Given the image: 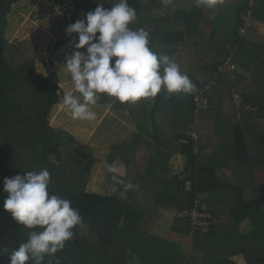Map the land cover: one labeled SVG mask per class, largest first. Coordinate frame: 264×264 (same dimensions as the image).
Returning <instances> with one entry per match:
<instances>
[{
  "label": "trees",
  "instance_id": "16d2710c",
  "mask_svg": "<svg viewBox=\"0 0 264 264\" xmlns=\"http://www.w3.org/2000/svg\"><path fill=\"white\" fill-rule=\"evenodd\" d=\"M50 1L61 8L71 2L77 11H92L86 0ZM176 1L192 4L191 10H176L172 15L167 5L160 6ZM248 1L244 0L239 15ZM18 2L0 0V264L9 263L11 252L26 240L30 231L3 208L7 196L2 190L3 180L42 168L51 174L49 191L69 199L86 225L83 230L73 229L75 234L64 249L54 257L46 255L44 264H49V260L55 264L56 259L60 264H129L133 255L140 264H239L234 259L237 256H242L248 264H264V185L258 186L256 179V172L264 170V123L257 137L251 133L256 128L250 122L257 117L264 120V44L246 37L240 42L237 32L228 56L223 59L235 52L236 72L217 74L223 60H215L208 64L205 73L187 74L196 85L195 92L169 93L162 89L155 97H149L154 101L151 118L155 129L166 128L155 123V115L160 113L175 120L184 131L198 133V153L191 135L177 139L180 142L177 152L185 157L186 168L177 177L157 186V204L179 213L192 209L198 201L213 216L214 228L220 224L237 228L250 218L257 220L258 238L240 232L219 234L214 229L191 235L189 221L177 216L173 230L194 237V252L188 256L181 244L145 231L139 224L141 218L134 204L124 205L116 197L87 191L90 148L77 146L72 135L51 123L54 109L61 104L59 74L38 73L36 43L28 40L11 43L6 39L13 8ZM128 4L137 12L136 28L149 32L151 49L168 54L171 59L175 46L186 44L212 9L200 0H153L148 4L128 0ZM253 17L255 21H264V0L255 1ZM199 74L212 77L214 84L206 94L208 107L199 112L197 123L194 99L204 88ZM234 92L242 96L245 107L255 111L239 117L233 102ZM233 164L238 165L234 172L239 182L219 183L218 172ZM189 183L191 188L187 190ZM255 186L259 187L260 197L245 202V192ZM93 216L100 219L109 216L110 221H96ZM217 235L218 242H214Z\"/></svg>",
  "mask_w": 264,
  "mask_h": 264
},
{
  "label": "crops",
  "instance_id": "0c3cea01",
  "mask_svg": "<svg viewBox=\"0 0 264 264\" xmlns=\"http://www.w3.org/2000/svg\"><path fill=\"white\" fill-rule=\"evenodd\" d=\"M141 1L148 4L153 0ZM43 3L52 4L51 9L56 6L50 0H38L36 9H43ZM243 4L244 0H239L234 8L233 0H223V3L211 6V11L205 15L193 37L187 39L186 44L175 46L173 60L179 65L182 73H205L208 70V64L215 60H223L228 56L233 35L237 33L238 15ZM87 5L90 7L89 4ZM165 5L171 10L172 15L176 10L190 11L192 8V4L181 1L167 2L160 6ZM48 9L46 7L44 10ZM90 9L93 11L91 7ZM84 13L87 12L80 11L78 20L85 18ZM259 22L264 24L263 20H259ZM132 28H136V21L133 22ZM71 51H73V42L58 48L55 58H66L71 55ZM64 64H58L51 68L61 77V86L63 88L64 86H71L73 90L74 83L71 84L69 79L68 82L63 83L62 76L67 73ZM153 105L154 101L149 97L141 98L135 103H121L113 97L102 94L97 104L90 106L91 110L96 112L95 120L73 119L71 112L61 103L53 111L52 125L54 128H61L60 130L63 129V131L71 134L77 146L90 148L91 156L88 160L91 161V174L87 187L89 190L87 189V191L102 194L101 191L105 189L108 193L102 195L116 197L121 202L126 201L125 204H134L137 215L142 217L139 220L142 228L164 237L159 232V227H161L160 225L163 226L167 216L170 215L168 212L174 211V209L157 204V186L160 187L166 179L177 177L184 172L187 162L185 157L177 152L178 143H180L177 139L181 136L189 137L190 135L175 120L167 119L160 113L155 115V123L159 126L165 125L166 128L163 130L155 129L151 118ZM159 115H162L163 118L158 121ZM250 122L253 128L255 119ZM251 133L256 135L255 130ZM237 168L238 165L233 164L228 169H221L218 172L219 183L239 182L235 177L236 171L234 172ZM256 179L258 186L264 185V170L256 172ZM127 183H132L136 187L126 189ZM244 183L245 181L241 182L242 185ZM258 186L249 188L245 192L243 196L245 202L255 201L260 197ZM190 188L191 183L187 185V190ZM229 188L231 185H228ZM148 207L156 215L149 217L148 213L151 210L148 212ZM144 224L146 227H143ZM173 224L166 226L170 237L164 238L181 244L183 252L192 256L194 237L179 230H173ZM214 231L219 234L240 232L241 235L246 234L252 238L259 237L257 220L253 218L243 222L237 228L228 224H220L214 228ZM215 237L214 242H218L219 236ZM205 246L207 247V245ZM234 259L238 260L239 264H248L242 256H237Z\"/></svg>",
  "mask_w": 264,
  "mask_h": 264
},
{
  "label": "clouds",
  "instance_id": "9594fccd",
  "mask_svg": "<svg viewBox=\"0 0 264 264\" xmlns=\"http://www.w3.org/2000/svg\"><path fill=\"white\" fill-rule=\"evenodd\" d=\"M200 2L211 7L223 0ZM96 3L84 19L65 29L69 37L73 33L78 35L76 50L66 57L64 65L79 96L69 93L60 97L73 119L95 120L96 112L90 106H95L102 94L121 103H135L141 98L155 97L162 89L183 94L197 90L168 54L151 49L149 32L130 27L137 21V12L128 0H118L111 8H104L100 0ZM81 48L85 51H79ZM51 182L46 168L4 178L2 190L7 196L3 208L19 225L30 230L26 240L11 252L10 264H44L46 255L54 257L64 249L75 234L73 229L86 227L69 199L49 191ZM135 187L132 183L125 185L126 189ZM55 264H60L59 259ZM129 264H140L139 258L133 255Z\"/></svg>",
  "mask_w": 264,
  "mask_h": 264
},
{
  "label": "rangeland",
  "instance_id": "374dc122",
  "mask_svg": "<svg viewBox=\"0 0 264 264\" xmlns=\"http://www.w3.org/2000/svg\"><path fill=\"white\" fill-rule=\"evenodd\" d=\"M37 2L38 0H19V2L13 8L14 14L9 24V27L6 31V39L11 43H15L17 41H22V40H28L32 43H36L38 45V51H37V57H36V67H37L38 73L43 74V75H48L52 72H56L51 67H55L58 64L60 65L66 62V58H61V59L55 58L58 48H60L63 45L65 46V44L73 42V51L76 50L74 48V44L78 42V35L76 33H73L72 36L69 37L68 35H66L65 29L69 24L74 23V21H77L79 19L80 11H77L75 5H73L71 2L69 5H66L62 8L54 6L53 9H51L52 4L43 3L45 6L43 5L42 6L43 9L39 10V8L36 9ZM100 2L103 4L104 8H108L112 4L117 3L118 0H100ZM238 2L239 0H233L234 8L237 6ZM86 3L89 4L93 10L97 6L96 0H86ZM46 7L49 9L44 10ZM252 25L253 26L251 30L246 35V39L253 41V42L264 44V24H261L258 20L255 21L253 17ZM236 30L237 32H239V21H238V27L236 28ZM235 38H236V35L234 34L233 40ZM80 50L83 52L85 51V48H81L79 49V51ZM195 74H198V73H195ZM198 76L201 79V81H203L204 76L200 74ZM62 77H63L64 84L65 82H68V79H69V82H71L72 84L73 81L70 79V74L68 70H67V73L63 74ZM60 81H61V77H60ZM61 92H63V94L71 93L76 96H79V94L75 92V89L72 90L71 86L69 87L64 86V88L62 87V90L60 91V93ZM162 118L163 116L159 115L158 121L162 120ZM52 119H53V114L51 117V123L53 124ZM262 123H264V120L261 121L260 117L255 118L254 129L256 128L255 132H256L257 137L259 136V129L263 130V127H261ZM56 129H59V128H56ZM192 133H189V135H192ZM101 193L107 194L108 191L104 189L101 191ZM102 194H99V195H102ZM124 202L126 201L122 202L125 205ZM147 210L148 212L149 210H151V212L148 213L149 217L151 215L152 216L156 215V213L152 212V209H150L149 207L147 208ZM117 212L121 214L120 211H117ZM168 214L170 215L167 216V219L165 220V223L163 224V226L160 225L161 227H159V232L162 233L164 237H170L168 234V227L166 226L167 225L170 226L171 224H173L174 220L178 216V211L176 210L169 211ZM100 215L101 214L99 213V215L97 216H100ZM97 216L95 217L93 216L92 219L94 218L93 220H96V221L97 220L110 221L109 216H105L106 217L105 219L96 218ZM112 218H114V215ZM139 218H142V217H139ZM125 219L126 217L122 215V221H125ZM143 227H146L145 224ZM126 230L128 231V228H126ZM8 264H10V261Z\"/></svg>",
  "mask_w": 264,
  "mask_h": 264
},
{
  "label": "built area",
  "instance_id": "2783aa9c",
  "mask_svg": "<svg viewBox=\"0 0 264 264\" xmlns=\"http://www.w3.org/2000/svg\"><path fill=\"white\" fill-rule=\"evenodd\" d=\"M256 0H249L248 4L245 8L242 9L239 15V36L240 42L242 38L246 37L249 31L252 28L253 21V12L254 5ZM235 52H232L230 57L227 60H223L217 68V74H232L236 72L237 66L234 62ZM204 84V88L199 91V93L195 96L194 104H195V112H196V122L198 123V115L199 112L206 109L208 107V98L206 97L207 91L213 86L214 81L210 76L205 77L202 81ZM233 102L236 105V113L239 117H241L244 113L254 112L255 109L248 106L245 107L243 103V98L239 93H233ZM191 137L194 139L196 146L195 152L198 153V133H192ZM179 218L187 219L190 224V233L194 235L196 232L207 233L214 227V219L208 208L198 201L195 202V206L190 210H182L178 214Z\"/></svg>",
  "mask_w": 264,
  "mask_h": 264
},
{
  "label": "water",
  "instance_id": "95a60500",
  "mask_svg": "<svg viewBox=\"0 0 264 264\" xmlns=\"http://www.w3.org/2000/svg\"><path fill=\"white\" fill-rule=\"evenodd\" d=\"M63 92L60 93V96H62Z\"/></svg>",
  "mask_w": 264,
  "mask_h": 264
},
{
  "label": "bare ground",
  "instance_id": "6f19581e",
  "mask_svg": "<svg viewBox=\"0 0 264 264\" xmlns=\"http://www.w3.org/2000/svg\"><path fill=\"white\" fill-rule=\"evenodd\" d=\"M194 206H195V205H194ZM178 214H179V213H178ZM178 217H179V216H178ZM213 229H214V227H213ZM213 229H212V230H213ZM190 234H191V233H190Z\"/></svg>",
  "mask_w": 264,
  "mask_h": 264
}]
</instances>
